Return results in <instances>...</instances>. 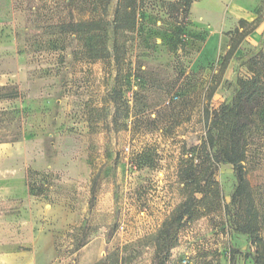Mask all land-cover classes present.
<instances>
[{
    "label": "rangeland",
    "instance_id": "1",
    "mask_svg": "<svg viewBox=\"0 0 264 264\" xmlns=\"http://www.w3.org/2000/svg\"><path fill=\"white\" fill-rule=\"evenodd\" d=\"M205 1H194L185 16L179 0H0V80L38 82L37 95L29 94L33 89L26 84L22 96L40 99L36 105L45 112L39 121L51 125L59 118L56 124L68 125L67 132L59 131L60 141L70 138L75 144L79 181L66 183L43 173L29 180L32 196L73 201L83 210L81 226L63 232L65 244L58 243L60 256L72 258L69 264H96L114 255L121 264H253L250 237L230 231L224 209L186 223L168 256L157 255L150 239L185 199L179 171L206 136L205 110L231 103L238 80L252 78V61L264 54V0H249L258 16L250 24L257 28L240 44L208 105L207 88L217 82L230 41L211 62L203 60L211 57L213 46L205 50L210 30L194 7ZM229 5L224 2L217 23L233 22ZM131 13L138 25L126 32L128 50L118 64L112 56L88 63L82 41L59 30L63 23L92 17L113 25ZM109 34L112 51V30ZM115 88L122 93L118 109L112 101ZM50 96L60 101L51 111L43 106ZM48 139L49 144L55 140ZM248 148L246 177L259 187L264 185V132ZM84 160L91 167L89 177ZM216 178L230 204L237 185L233 167L220 165ZM102 188L112 191L113 212L94 214ZM29 214L25 200L0 207L2 229L8 232L13 224L18 232L4 239L17 238L22 251L28 249L29 231L22 227Z\"/></svg>",
    "mask_w": 264,
    "mask_h": 264
},
{
    "label": "trees",
    "instance_id": "2",
    "mask_svg": "<svg viewBox=\"0 0 264 264\" xmlns=\"http://www.w3.org/2000/svg\"><path fill=\"white\" fill-rule=\"evenodd\" d=\"M194 1L196 0H179L181 10L185 9V16L188 15ZM137 25L138 19L134 13H131L115 20L113 25L103 18L92 17L89 20L63 23L59 30L61 34L74 35L82 41L88 63L104 61L112 56L114 62L118 64L127 54L126 32H134ZM256 28L257 25L252 26L247 21L241 20L239 27L230 33V48L215 76L217 82L207 88L208 105L240 44L254 33ZM110 30L114 35L112 51L109 49ZM252 66L254 76L250 79L238 80L239 90L231 103L223 104L212 112L208 107L205 110L206 136L199 147L192 151L196 155H191L179 171V179L184 185L185 199L174 208L157 234L150 238L157 255L170 254L169 252L177 244L179 231L186 223L224 209L230 231L250 237L251 248L255 251L253 264H264V185L253 187L246 177L245 167L248 145L257 133L264 132V54H259L252 61ZM112 101L116 109L123 104L119 88L114 89ZM141 157L140 154L137 161ZM223 164L233 167L237 179L230 204H226L220 183L216 178L217 169ZM38 175L41 173L29 172L27 184L31 195L33 188L29 180ZM96 264H121V262L118 256L114 255L107 261Z\"/></svg>",
    "mask_w": 264,
    "mask_h": 264
},
{
    "label": "crops",
    "instance_id": "3",
    "mask_svg": "<svg viewBox=\"0 0 264 264\" xmlns=\"http://www.w3.org/2000/svg\"><path fill=\"white\" fill-rule=\"evenodd\" d=\"M224 2L230 3L233 22L217 23L220 21ZM254 4V1L249 0H209L194 7V14L200 16L202 25L210 30L204 46L206 50L207 45L212 42L213 48L211 57L206 54L203 59L206 63L215 58L222 46H228L231 35H224L223 31L227 32L230 25L234 31L241 20L253 23L258 18L253 10ZM231 30L228 31L232 32ZM18 83L7 78L0 80V207L24 200L28 202L30 219L22 227L29 231V238L25 243L28 249L20 250L21 243L17 238H12L11 241L4 239L5 234L13 235L17 232L13 224L6 228L8 232L0 226V264H69L72 258L60 256L58 243L63 241L65 244L63 232L74 226H81L83 210L73 201L64 199L53 203L46 198L34 197L30 194L27 183L29 172L54 174L66 183L79 181L80 175L75 173L74 168L76 159L72 155L75 144L70 138L65 143L60 141L59 131L67 132L68 125L56 124L59 118L54 117L51 125L39 121L37 116L45 112L36 105L40 99L29 96L30 99L27 100L22 96L21 91H26V84H30L28 89H33L29 94L37 95L38 82L24 81L17 87ZM43 103L51 111L52 108H58L60 101L50 96ZM13 134L17 139L7 138ZM48 138L55 140L49 144ZM87 164V160H84L85 177L91 174V167ZM92 211L94 214L113 212L110 189L98 190Z\"/></svg>",
    "mask_w": 264,
    "mask_h": 264
},
{
    "label": "built area",
    "instance_id": "4",
    "mask_svg": "<svg viewBox=\"0 0 264 264\" xmlns=\"http://www.w3.org/2000/svg\"><path fill=\"white\" fill-rule=\"evenodd\" d=\"M175 99H177V98H175ZM187 263H188L187 260H183V261H182V264H187Z\"/></svg>",
    "mask_w": 264,
    "mask_h": 264
}]
</instances>
